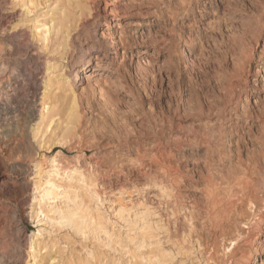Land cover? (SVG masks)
Here are the masks:
<instances>
[{
    "label": "rangeland",
    "instance_id": "1",
    "mask_svg": "<svg viewBox=\"0 0 264 264\" xmlns=\"http://www.w3.org/2000/svg\"><path fill=\"white\" fill-rule=\"evenodd\" d=\"M56 1L41 0L30 19ZM106 1L99 9L117 11L109 18L118 26L89 16L92 29L116 42L121 33L126 44H117L100 69L92 61L87 73L95 77L78 89L81 124L58 131L45 148L31 139L36 149L27 159L2 151L0 183L13 182L0 189V264L33 263L35 166L59 154L64 167L79 160L92 174L112 238L84 237L64 224L54 234L62 248L45 253L42 264H52L49 256L61 257L55 264L71 258L79 264L89 252L95 264H208L211 257V264H260L264 91L252 84L264 62V0ZM12 9L18 7L11 0H1L2 15ZM91 41L85 36L81 44ZM244 176L253 182L243 201L233 186ZM211 190L219 196L216 205ZM119 191L128 201L123 215L109 202Z\"/></svg>",
    "mask_w": 264,
    "mask_h": 264
},
{
    "label": "bare ground",
    "instance_id": "2",
    "mask_svg": "<svg viewBox=\"0 0 264 264\" xmlns=\"http://www.w3.org/2000/svg\"><path fill=\"white\" fill-rule=\"evenodd\" d=\"M11 2L18 10L12 9L3 15L0 12V77L3 81L6 78L4 85L0 78V119L5 120V124L1 123L0 126L3 131V135H0V162L3 161L2 154L5 148L13 149V157L17 160L27 159L32 157L36 149L31 139L41 149L49 144L50 139L53 135L56 136L58 131L66 134L78 128L83 118L78 89L86 81L92 83L95 76L87 73L91 69L92 61L94 59L98 61L96 64L98 70L110 51L117 50V44H126L121 33H118L119 38L116 42L110 40V36L106 34L100 37L97 30L92 29L89 16L93 17L94 23L102 17L109 27L118 26L109 18L111 13L117 11L107 6L99 9L100 3H107L106 0H57L54 5L48 6L45 14L33 20L30 17L37 15L42 6L41 0ZM41 17L44 19L39 20ZM30 22L33 23L32 34L27 31V24ZM85 36H89L92 41L83 46L81 42ZM182 58L187 59V62L193 61L188 52H184ZM254 76L252 85L264 91V62L261 70L260 68L255 70ZM220 136L222 132L218 138ZM52 149V145L47 148L50 152ZM63 160V156L59 154L35 166L36 194L31 205V214L38 225L37 231L31 235L29 253L33 262L31 264H42L45 253L49 254L62 248L54 234L56 228L64 224L84 237L93 234L96 240H100L103 234L108 239L112 238V233L105 226V218L100 209L102 200L96 191L97 185L92 174L77 159H74L77 160L74 164L67 167L63 166ZM247 177L236 178V181L234 179L233 188L238 189L243 201L245 198L249 199L250 194L247 192L253 182ZM12 182V179L3 180L0 189ZM230 185L229 181L227 190L232 195L234 192ZM164 193L166 194V190ZM117 194L118 200L109 202L113 205L118 203L116 211L123 215L127 210L125 204L128 201L123 198L124 192L119 191ZM251 194L253 196V191ZM209 198L212 204L220 202L214 190H211ZM248 202L253 210V203ZM21 203L18 201L19 206H22ZM233 205L234 208L238 207L236 203ZM262 256L264 250L260 254V257ZM60 258L49 256L52 264L58 262ZM70 260V263L65 264H74L72 258ZM209 260L208 264H211L214 259L211 257ZM94 261L95 253L89 252L86 253V258L79 260L78 263L95 264ZM257 262L258 259L254 264ZM260 264H264V260Z\"/></svg>",
    "mask_w": 264,
    "mask_h": 264
}]
</instances>
